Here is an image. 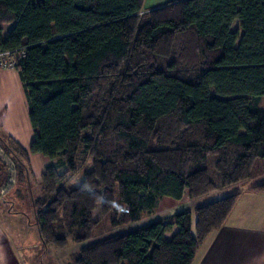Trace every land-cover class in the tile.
<instances>
[{
  "label": "trees",
  "instance_id": "obj_1",
  "mask_svg": "<svg viewBox=\"0 0 264 264\" xmlns=\"http://www.w3.org/2000/svg\"><path fill=\"white\" fill-rule=\"evenodd\" d=\"M146 1L0 0V52L17 56L35 131L29 149L0 141L29 186L30 154L51 160L30 194L47 247L92 240L107 216L113 230L135 224L164 197L245 184L264 160V0ZM240 194L91 242L67 264H192Z\"/></svg>",
  "mask_w": 264,
  "mask_h": 264
},
{
  "label": "crops",
  "instance_id": "obj_2",
  "mask_svg": "<svg viewBox=\"0 0 264 264\" xmlns=\"http://www.w3.org/2000/svg\"><path fill=\"white\" fill-rule=\"evenodd\" d=\"M168 1L170 0H147L146 7L151 9L164 5ZM10 82L17 89L16 96L12 98L8 97L7 93ZM22 87L24 88V83L17 68L3 69L0 67V132L11 136L24 148L29 149L35 138V131L30 121L29 103L27 107ZM30 157L34 175L41 174L49 161L33 153ZM33 161L37 164L34 165ZM253 185L235 192L241 194L225 225L207 238L199 248L192 264H264V193L252 190ZM186 196L190 205L183 209L175 208L177 210L174 215L179 211L194 209L198 205L213 201L204 200L207 197L192 200L189 197V191L186 190L181 200L171 198V205L181 207L184 205L182 201ZM4 216H6L5 213L0 214V219ZM177 230L178 227L175 226L174 232ZM9 232L0 227V264H32L26 256L24 258L20 256V252L24 253V250L15 240V233ZM40 239L47 250L48 247L43 243L41 236Z\"/></svg>",
  "mask_w": 264,
  "mask_h": 264
},
{
  "label": "rangeland",
  "instance_id": "obj_3",
  "mask_svg": "<svg viewBox=\"0 0 264 264\" xmlns=\"http://www.w3.org/2000/svg\"><path fill=\"white\" fill-rule=\"evenodd\" d=\"M3 27L4 37L6 38L10 30L12 29L13 24H5L3 25ZM233 28L234 30L240 29L239 20L234 23ZM21 90L24 95L25 104L28 107V101L25 95L24 88L22 87ZM16 92L17 89L10 82L7 92L9 95L8 97L12 98L14 97V95L16 96ZM37 155H39L41 159L45 158L47 159V161H51L48 157L42 154ZM33 163L34 165L37 164L36 161H33ZM17 174V165L15 164L13 157L4 148L0 141V214H6V216L0 219V227L3 230H6L8 232L10 231L9 233H15V240L20 243L21 248L24 250V253L20 252V256L22 258L26 256V258H28V261H30L32 264H40L41 262L43 264H67L71 259V254L79 252L83 246H86L91 242L102 240L111 235L137 228L153 220L171 219V217H173L175 211L177 210L175 208L183 209L187 208L190 205L187 196L182 201L184 205H182L181 207H177V205H171V197H164L160 201L158 208L154 213L144 216L141 221L135 224L121 229L113 230L111 229L110 217L107 216L101 220L100 224L95 230L94 238L92 240L85 243H76L73 240H70L69 244L65 248L50 246L46 250L45 246L41 243L38 227L35 223L33 201L30 196V194L32 193H34L35 197L40 196L42 187L40 178L41 174H35L34 177L31 178L30 186L26 181L21 180L20 177L18 178ZM254 175L255 177L247 183L231 187L223 192L211 195L204 200H216L235 193L236 191L247 189L250 185L264 181L263 159H259L257 161L254 168ZM194 234H196V229L194 231ZM168 237H171V233L168 234Z\"/></svg>",
  "mask_w": 264,
  "mask_h": 264
},
{
  "label": "built area",
  "instance_id": "obj_4",
  "mask_svg": "<svg viewBox=\"0 0 264 264\" xmlns=\"http://www.w3.org/2000/svg\"><path fill=\"white\" fill-rule=\"evenodd\" d=\"M25 52L21 53V56H24ZM17 56L11 52H0V67L3 69H10L16 66Z\"/></svg>",
  "mask_w": 264,
  "mask_h": 264
}]
</instances>
